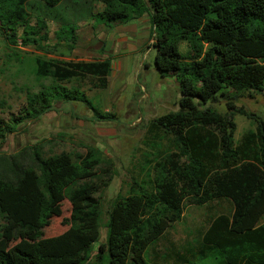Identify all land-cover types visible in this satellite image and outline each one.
<instances>
[{
  "label": "trees",
  "instance_id": "trees-1",
  "mask_svg": "<svg viewBox=\"0 0 264 264\" xmlns=\"http://www.w3.org/2000/svg\"><path fill=\"white\" fill-rule=\"evenodd\" d=\"M40 1L54 7L64 0ZM96 1L104 8L94 17L106 26L149 14L155 67L162 77H176L178 109L149 120L133 167L139 172L128 194L116 197L108 242L95 251L97 193L111 184L115 160L95 146H85L76 159L66 150L47 153L44 143L15 153L2 148L18 125L40 119L61 100L88 103L98 120L115 116L98 111L85 88H107L111 62L46 56L49 25L40 16L33 21L31 0H0V37L7 44L2 72L14 68L27 78L20 87L24 105L9 120L0 117V264H154L146 259L148 248L182 220L186 206L215 200L231 208L212 218L201 254L216 251L222 264H264V118L237 105L264 94V0ZM76 31L65 26L57 37L71 49ZM29 46L43 53L26 56L22 47ZM6 106L0 98V109ZM236 113L256 125L238 141ZM65 200L71 226L63 235L9 246L7 233L37 232Z\"/></svg>",
  "mask_w": 264,
  "mask_h": 264
},
{
  "label": "rangeland",
  "instance_id": "rangeland-1",
  "mask_svg": "<svg viewBox=\"0 0 264 264\" xmlns=\"http://www.w3.org/2000/svg\"><path fill=\"white\" fill-rule=\"evenodd\" d=\"M66 4L68 5V12L74 10V8L76 9L78 5L81 6L85 13L93 10V8L97 10L98 7V2L95 0H68ZM29 8L30 12L34 15L38 13L47 14L46 7L44 8V5H42V3L40 4L38 1H31ZM93 20L96 25H105L97 22L95 17H93ZM137 24H140L138 34L136 33L137 40H141L142 38H147V40L142 44V46L145 45L143 47L144 54H132L134 63L126 70L127 78L130 79V81L127 86L122 89L118 98L122 101L124 106L115 112V116L111 119H100L101 122L110 123L114 126V134L112 132L102 135L104 138H108L113 150L118 148V142L124 144V141L125 143L134 141L136 136L132 135L133 132L135 131V133H138L139 129L145 125L146 121L178 109L176 101L180 97L179 84L174 76L161 77L155 67L156 50L148 44L152 32L148 33L146 25L143 22L137 21ZM75 27L78 29L77 26ZM107 27L111 29L115 27V24ZM49 45L48 49L51 53H45V55L49 57H53V54L58 55L62 52L65 53L69 49L68 46L64 44L59 45L58 43H50ZM22 50L26 52V56H34L37 53H43L42 51H37L34 46H29L27 48L22 47ZM6 51L7 44L3 38H0V61L2 60V63ZM136 61H144L148 66L145 68H138L136 67ZM2 63L0 66V98L7 101V106L0 109V117L9 120L13 114H17L19 109L26 102V94L20 87L27 78L22 73L17 74L14 68L2 72ZM88 87L89 85L85 87L88 97L98 111L103 110L106 88L89 90ZM142 94H146L147 96L144 97ZM113 102L115 103V100ZM62 103L63 109L72 115L80 116L83 112H91L93 115L96 114L95 110L86 102L64 101ZM237 105L253 111L264 118V94L255 93L254 97L248 95L242 97L238 100ZM150 108L153 109L149 110ZM218 108L220 110H225V104H221ZM93 118L98 120L97 116ZM139 119H143V121L140 122ZM136 121L138 122L137 124ZM235 121L237 123L235 132L236 141L242 137L246 130L250 128L255 129L256 127L254 121L241 113H236ZM20 125H18V131H23L19 129ZM22 125L24 126V124ZM47 128L48 126H46L44 130ZM51 129L54 131L53 135H51L53 136V138H51L52 141L41 142L44 143V148L47 153L50 151L61 152L62 150H66L72 152L74 159H76L75 153H84L86 151L85 146L87 145L80 142L78 131L70 132L68 128H60L56 125L52 126ZM96 129L98 128L96 127ZM145 133L146 129L141 132L138 137L139 139L137 138L139 143L137 144L138 141L135 142L132 153H130V156L125 162H118V160L115 159L116 170L111 184L97 193L101 200V213L100 234L98 241L94 244L95 251L98 250L100 243L108 242L109 212L116 197L119 194H128L130 185L132 184V177L136 176L139 172L138 167H133L139 164L142 152L141 149L145 148L142 143ZM49 142H51V144ZM98 142L101 143V141ZM129 145L130 144H126L127 147H129ZM124 151L127 153L125 156H128L130 151ZM230 208L231 204L225 200H215L205 205L186 206L182 220L174 223L163 236L151 244L146 253V259L159 264H177L176 261L179 263L187 262L188 264H222L220 256L216 251L206 256L201 254V240L212 218L222 211H228ZM70 216L71 204L68 200H65L59 211L52 212L47 216L45 226L37 232L23 231L18 237L12 233H7L6 238L9 246L21 239L35 241L44 237H57L63 235L71 226ZM261 222H264V217ZM4 223L5 221L0 218V233H3L2 226ZM182 257L185 259L182 260Z\"/></svg>",
  "mask_w": 264,
  "mask_h": 264
},
{
  "label": "crops",
  "instance_id": "crops-1",
  "mask_svg": "<svg viewBox=\"0 0 264 264\" xmlns=\"http://www.w3.org/2000/svg\"><path fill=\"white\" fill-rule=\"evenodd\" d=\"M31 1H38L40 4L42 3V5H44V8L46 7L47 9V14H33V21L35 16H40L47 20L49 25V44L58 43L59 45H67L65 40L59 41L57 32L65 26L75 25L78 27L76 31L77 41L75 42L73 48L68 49L65 53L62 52L58 55L53 54V56L62 59L74 60H110L112 70L104 95L105 104L103 106V110L104 112L115 113L122 108L124 105L118 98L122 89L125 88L130 81V79L127 78L126 70L134 63L132 54H144L143 47L145 45L142 46V44H144L145 40H147V38H142L141 40L139 39L140 41L137 40L136 33L138 34L140 25L137 24V21L143 22L146 25L148 33L152 32V23L149 14H144L139 18L132 19L125 23H115V27L110 29L106 25H96L94 23V13L101 11L104 8V4L100 1L95 0L98 2L97 10L93 8V10L88 11L89 13H85L79 5L76 6V9L74 8V10L68 12V5L66 4L68 0H64L62 3L54 7L48 6L40 0ZM151 36L152 33L149 37L150 43L148 42V44H151ZM181 49L184 52L187 51L188 48L186 42L181 44ZM1 63L2 60L0 61V66ZM147 66L148 64L144 61H136V67L138 68H145ZM142 95L144 97L147 96L146 94ZM114 100L115 103L113 102ZM62 102L64 101H58L55 104V109L46 112L40 119L23 122L22 124H24V126L21 124L19 127V129H22L23 131L19 130L16 133L8 135L2 150L7 153H15L27 145H34L50 140L52 141L51 138H53V136L51 135H53L54 131L51 128L56 125L60 128H68L70 132L78 131V137L81 140L80 142L87 146H95L103 153L104 157L114 160L116 159L118 162H125L130 156V153H132L134 148L133 146L135 145V142L138 141L137 138L142 131H145L149 122V120L146 121L145 125L139 129L138 133H135V131L133 132L132 135L136 136V141L135 139L132 142L128 141V143H125L124 141V144L118 142V148L113 150L112 146H110L108 138H104L102 136L112 132L113 134L115 133L113 124L101 122V120H95L93 118L95 115L91 112H83L80 116L72 115L63 109ZM152 109L153 108H150L149 110ZM139 121L142 122L143 119H139ZM137 123L138 122L136 121V124ZM46 126H48V128L44 130ZM96 127L98 129H96ZM98 141H101V143ZM49 143L51 144V142ZM138 143L139 141L137 144ZM126 144H130L129 147H127ZM124 150L130 151L128 156H125L127 153H125ZM184 259L185 258L182 257V260ZM149 262L159 264L153 261ZM176 263L183 264L184 262L179 263L176 261Z\"/></svg>",
  "mask_w": 264,
  "mask_h": 264
},
{
  "label": "built area",
  "instance_id": "built-area-1",
  "mask_svg": "<svg viewBox=\"0 0 264 264\" xmlns=\"http://www.w3.org/2000/svg\"><path fill=\"white\" fill-rule=\"evenodd\" d=\"M154 41V38L152 39V42Z\"/></svg>",
  "mask_w": 264,
  "mask_h": 264
}]
</instances>
